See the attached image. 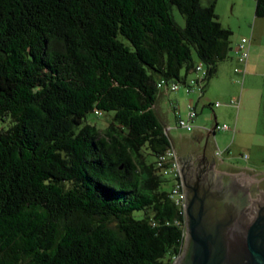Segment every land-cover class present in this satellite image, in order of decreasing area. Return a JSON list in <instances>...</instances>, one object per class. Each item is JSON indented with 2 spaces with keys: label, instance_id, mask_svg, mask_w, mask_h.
Returning a JSON list of instances; mask_svg holds the SVG:
<instances>
[{
  "label": "trees",
  "instance_id": "16d2710c",
  "mask_svg": "<svg viewBox=\"0 0 264 264\" xmlns=\"http://www.w3.org/2000/svg\"><path fill=\"white\" fill-rule=\"evenodd\" d=\"M215 3L0 0V264L180 256L155 105L161 80L185 84L202 63L205 84L228 57L233 32Z\"/></svg>",
  "mask_w": 264,
  "mask_h": 264
},
{
  "label": "rangeland",
  "instance_id": "374dc122",
  "mask_svg": "<svg viewBox=\"0 0 264 264\" xmlns=\"http://www.w3.org/2000/svg\"><path fill=\"white\" fill-rule=\"evenodd\" d=\"M255 5L256 0H216L215 10L220 22L233 32L229 55L218 63L217 73L205 82L204 92L194 90L187 93L184 84L175 91L180 90L183 94L180 99L177 98L182 116L188 104L196 107L198 115L194 127H204L209 131L217 124H227L234 129L214 130L210 134V153H215L224 170L241 173L247 178L253 190L264 184V17L255 15ZM255 18L256 66L249 67L243 77L234 72V44L249 36ZM178 19L184 25L185 20L179 14ZM195 75L193 72L189 78ZM173 93L169 94L176 99ZM232 101H239L240 107L237 108ZM216 102L220 104L214 106ZM165 109L169 113V136L177 140L191 137L193 131L177 127L176 113L170 112L166 103ZM157 115L161 122L158 112ZM102 117L109 118V115ZM87 119L101 127L100 124H105L94 112L89 113Z\"/></svg>",
  "mask_w": 264,
  "mask_h": 264
},
{
  "label": "water",
  "instance_id": "95a60500",
  "mask_svg": "<svg viewBox=\"0 0 264 264\" xmlns=\"http://www.w3.org/2000/svg\"><path fill=\"white\" fill-rule=\"evenodd\" d=\"M184 186L187 233L173 264H264V208L256 212L252 202L237 213L219 194H196Z\"/></svg>",
  "mask_w": 264,
  "mask_h": 264
},
{
  "label": "flooded vegetation",
  "instance_id": "af4514ba",
  "mask_svg": "<svg viewBox=\"0 0 264 264\" xmlns=\"http://www.w3.org/2000/svg\"><path fill=\"white\" fill-rule=\"evenodd\" d=\"M208 131L201 136H191L175 143L174 149L180 158V172L183 184L196 194H219L237 213L254 203L256 212L264 208V184L253 190L251 184L241 173L226 171L215 156L210 153V135ZM183 226L187 233L186 199Z\"/></svg>",
  "mask_w": 264,
  "mask_h": 264
},
{
  "label": "built area",
  "instance_id": "2783aa9c",
  "mask_svg": "<svg viewBox=\"0 0 264 264\" xmlns=\"http://www.w3.org/2000/svg\"><path fill=\"white\" fill-rule=\"evenodd\" d=\"M251 38L242 37L241 40L236 45L237 61L238 65L235 67L234 71L236 73L246 72V65L249 58ZM196 75L189 78V80L184 84L189 91L199 90L201 93L204 90V78L207 75L204 64L199 63L196 65ZM183 83L180 82H170L167 83L165 80H161L158 87L165 88L167 90L176 91ZM233 104L240 107L239 101H232ZM220 103L216 102L214 106H218ZM175 113L177 118V127L184 128L188 131L194 129V120L197 117V109L193 104H188L185 114L182 116L178 107H175ZM100 114V113H98ZM215 130H230L234 131L232 127L227 124L215 127ZM156 167L158 168L160 174L167 177L171 182V187L169 189V197L174 202V204L179 208V213L184 216L185 213V191L184 184L181 177L179 162L177 158V153L173 146L166 148L156 159Z\"/></svg>",
  "mask_w": 264,
  "mask_h": 264
},
{
  "label": "crops",
  "instance_id": "0c3cea01",
  "mask_svg": "<svg viewBox=\"0 0 264 264\" xmlns=\"http://www.w3.org/2000/svg\"><path fill=\"white\" fill-rule=\"evenodd\" d=\"M249 38H251V43H250V52H249V58H248V62L246 65V72L248 71L249 67H254L256 66V18L254 19V23L252 26V32L249 34V36H247ZM237 42L234 44V47H236ZM235 56H234V62H236L235 64L237 65V53L234 50ZM235 69V68H234ZM235 72V71H234ZM236 73V72H235ZM238 74V73H237ZM244 74V75H245ZM238 75H243V73H240ZM243 75V77H244ZM187 93L191 92L189 91V89L186 87ZM177 91V90H176ZM174 92V98L176 99H172L173 97L170 96L169 93ZM182 92L179 90V92H175V91H171V90H166L163 89L158 97L157 103L155 105V109L158 112L160 119H161V124L164 127L165 132L169 135L170 132V127L167 123L168 121V117H169V113L167 112V110L165 109V103L169 106V111L173 112L175 110V107H180L179 104V99L182 97ZM179 98V99H177ZM209 105H212L211 103H209ZM192 136L197 137V136H201L202 133L206 132L207 130L204 127H194V129L192 130ZM213 132H211L212 134ZM170 138V142H171V146H175V143L181 140H184V138L180 137V139H174V138ZM188 138V137H187ZM244 179L246 181H248L247 178L244 177ZM249 182V181H248Z\"/></svg>",
  "mask_w": 264,
  "mask_h": 264
}]
</instances>
